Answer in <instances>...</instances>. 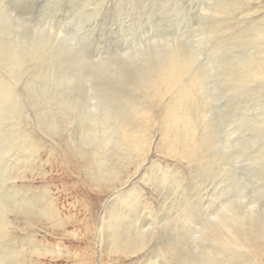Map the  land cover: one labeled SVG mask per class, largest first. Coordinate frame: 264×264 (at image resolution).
Segmentation results:
<instances>
[{"label":"rangeland","instance_id":"1","mask_svg":"<svg viewBox=\"0 0 264 264\" xmlns=\"http://www.w3.org/2000/svg\"><path fill=\"white\" fill-rule=\"evenodd\" d=\"M241 33L246 39L264 33V0H0V59L15 66L12 76L0 61V78L19 96L22 130L40 152L31 163L34 174L27 172V180L15 184L51 200L65 224L83 221L88 213L96 217L89 241L81 227L64 224L71 240H62L55 225L42 222L27 228L15 222L6 238L0 237L1 245L26 231L45 251L24 256L25 264H144L148 248L171 235L183 238V233L194 244L188 230H177L184 221L172 211L175 207L182 211L192 206L188 213L197 212L207 225L224 231L236 220L264 225V72H252L264 62V49L243 43ZM172 55L177 60L180 55V67L171 89L189 90L183 100L185 122L177 130L193 127L208 168L188 166L161 151L165 134H174L162 126L168 90L145 96L143 107L150 115L140 126L147 149L138 168L126 172L128 162L125 171L106 176L101 153L94 162L80 158L84 147L104 145L102 126L96 139L88 130L90 120L102 117H96L102 109L95 96L131 91L140 72L168 65ZM61 101L69 105L61 110L68 122L53 115L60 114L56 104ZM6 103L0 97V109ZM123 105L117 102L115 107ZM1 125L0 116V146ZM169 137L165 141H172ZM11 155L0 152V194ZM125 173V182L118 183ZM115 179L116 192L102 195L100 189ZM91 181L94 186L86 192ZM125 227L134 236L146 232L156 241L133 251L137 255L125 256L122 244H112L115 233L128 231ZM147 259L162 264L159 258Z\"/></svg>","mask_w":264,"mask_h":264},{"label":"bare ground","instance_id":"2","mask_svg":"<svg viewBox=\"0 0 264 264\" xmlns=\"http://www.w3.org/2000/svg\"><path fill=\"white\" fill-rule=\"evenodd\" d=\"M229 8L232 7L229 6ZM248 11V13H252L254 10L251 11L248 9ZM242 34L243 33H241V36L239 35V38H237L243 43H248L249 46H262L264 49V33L249 37L247 39L243 37ZM211 35L213 34L211 33ZM220 38L221 36L219 39ZM170 49L173 50L172 48ZM174 51L177 50L174 49ZM175 53L178 54V52ZM9 57L11 58V55ZM175 58L172 55L169 64L165 65L164 67L149 68L143 72H140L139 82L129 92H106L104 94L101 93L100 95L98 93L95 96L100 110L102 109L99 115H96V117H102L99 119L94 118L90 120L88 130L92 137L96 139L95 135L98 133L97 127L102 126L104 145L102 144L103 146L101 147H94L92 146V143L88 148H85V143L92 142L91 139H86L82 147H84V149L87 151L84 152L80 158L86 160L87 163L94 162L92 160L94 159L96 153H101V156H103L100 158L102 159V161L100 160L101 169L102 173L106 172V176H113V174L119 173L121 169H124L125 171L127 168L126 163L128 162L130 164L126 172L129 171V168L132 166L138 168L140 159L145 154L147 149L145 135L143 133L141 134L143 130L140 126L143 124L142 122L147 123L150 115L149 112L144 110L143 107L145 96L152 95L153 97H157L163 94V91L166 92L168 90L170 94V101H168L166 106L163 108L164 116L162 120V126L164 130L166 128L171 129L174 134L171 136L169 133L165 134L163 141L160 144L161 151L163 154L173 157V159L178 156V159L185 160L188 163V166L196 165L200 169L208 168L206 164L209 161L205 162V159L208 158V156L206 152H203L201 144L197 141L193 127H187L185 131L181 132L177 130V125H180L182 120L184 121L183 118L186 114L187 107L184 105L183 100L185 99L186 93L189 92V90L184 88L180 89L179 87L171 89L172 86L175 85L177 74L179 72L178 67H180L178 62L180 55L178 60ZM9 60L10 59H0L1 63L4 65V68L9 71L12 76H14L12 73L15 72V66L12 67L8 63ZM13 60L10 62L14 63ZM258 63L260 62H257V64ZM253 71L254 74L257 73V71L264 72V62L262 64H258L254 70H252V72ZM6 85V79L0 78V97L7 99L6 105L0 109V116L2 119L1 129L3 130V142L0 146V152L4 155H11L13 152L14 153L11 155V161H9L11 165L7 167L6 171L8 173L6 174L7 176L5 179H7L6 182L9 181V186L6 184V182H4V189L0 194V237L4 236V238H6V230L8 226L10 225L14 227L15 222L18 224L21 223L27 228L30 226L35 228L37 224L45 222L47 225H55L54 228L61 230L60 234L62 240H71V234L66 231L64 226L65 223L60 218L61 215H59L57 210H55L51 200H49L46 196L34 197L30 194L31 191L28 189V187L25 188L15 184L17 180H27V172L31 173L32 175L34 174V167L31 166V163L37 157L39 147H36V144L31 140L30 134L27 131L22 130L23 123L21 122L22 119L20 118V107L18 106L20 102L18 98L19 96L17 97V94L14 91L7 89ZM117 102L124 104L123 107L116 108L115 106ZM56 105L59 109L56 112H60V114L53 113V115L55 117L59 116L61 121L66 120V116L68 115H65L64 112L61 113V110L69 109L68 103L61 101ZM115 109H117L116 112H114ZM7 121L10 122V124L7 123ZM66 122H68V119ZM166 135L168 137L170 136L172 141H165ZM96 143L99 144L97 140ZM69 148V152H73L75 149L72 147V150L71 146ZM30 169L31 171H29ZM122 178L123 180L118 183L123 184L125 182L124 178H127L126 173L122 174ZM117 179L114 180L115 183L111 184L110 187L100 189V193L105 195L108 192H116L118 187L116 186ZM93 186V181L88 183L85 186L86 192H90ZM130 192L131 191H128L127 193L129 194ZM200 206L201 207L199 209L202 211L203 206L201 203ZM191 209L192 206L189 208L187 205L182 210L183 212L180 211L181 209H177V207L173 208L172 211H174L176 215L181 213V220L184 222L181 227L174 226L177 223L176 220H172L170 223H172V226L176 227L177 230L179 229V232L183 229L188 230L190 235L194 238V244H192V242H190V240L187 239L185 235H182L183 233L181 234V237L183 238H178L176 235H171L168 240L156 242V244L152 242L153 240L156 241V238L152 235L143 232L142 235L134 236V234H131L132 232H129L127 227L125 228H127L128 231L118 234L113 233L115 237L112 239V244L115 245L118 242V244H122V246H120L121 252L123 255L128 256L135 254L137 255V253H134L133 251L138 250L141 252L143 248L148 247L149 244L153 243V245L148 248V252L146 251V255H144L146 258L144 264L157 263H152L147 258H159L162 264H264V225L257 226V224L256 227L253 224V226H247V224H244L243 221L236 220L234 224L231 225L230 230L224 231L225 229H215V226L212 225L214 223L207 225V223L204 221L205 218L201 217V215L197 214V212L195 214L193 212L191 214L188 213V211ZM83 211L86 212L84 208ZM230 212L234 218L236 216V218L239 219L236 211ZM93 215L94 214L88 213L85 220L72 223L68 222L65 225L81 227V229H84L86 232V240L89 241V239L93 236L92 232H90L91 225L96 220V217ZM9 216H13L12 221L9 220ZM206 218L208 220L207 215ZM17 229L20 231L23 230L19 227ZM12 238L13 239H10V241L8 240L9 244L7 243L6 245H1L0 243V264H25L26 258H23L24 256H41L45 251L42 245L36 241L37 238L35 239L33 236H31V234H28V232L26 234V231L22 237H16L14 235ZM88 248L89 246L87 249ZM191 250H194V253H192Z\"/></svg>","mask_w":264,"mask_h":264}]
</instances>
